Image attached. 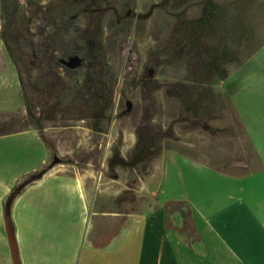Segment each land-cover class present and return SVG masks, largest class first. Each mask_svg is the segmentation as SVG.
I'll return each mask as SVG.
<instances>
[{"label":"crops","instance_id":"crops-1","mask_svg":"<svg viewBox=\"0 0 264 264\" xmlns=\"http://www.w3.org/2000/svg\"><path fill=\"white\" fill-rule=\"evenodd\" d=\"M256 31L264 34V29ZM261 52L264 40L249 59L235 64L233 73L218 77L214 86L202 85L228 108L212 115L209 107L205 128H187L186 139L177 134L170 148L150 162L132 189V211L97 208L128 190L130 177L122 171L131 168L126 155L137 141H119L115 157L116 141H84L76 131L80 127H73L74 134L59 129V137H48L51 128H44L42 139L23 119L21 107L22 118L11 123L12 132L0 130V140H13L6 147L0 141V264H13L6 203L13 190L43 169L10 206L20 264H264ZM168 163L172 173L183 165L192 181L202 177L207 184L191 182L186 197L180 192L166 197L177 195L164 188ZM210 179L220 184H208Z\"/></svg>","mask_w":264,"mask_h":264},{"label":"rangeland","instance_id":"rangeland-1","mask_svg":"<svg viewBox=\"0 0 264 264\" xmlns=\"http://www.w3.org/2000/svg\"><path fill=\"white\" fill-rule=\"evenodd\" d=\"M17 2V28L13 37L23 43L20 45L15 39L10 43L20 61L33 110L42 119V130L51 128L47 136L59 137V129L74 134L73 127H80L76 131L84 141H116L115 157L119 141H137L126 155L131 168L128 165L126 170L125 166L122 171L130 177L128 190L103 206L99 204L97 210L100 211L133 210L136 198L132 189L149 167V163L144 165L146 139L161 151L170 148L177 134L186 139V130L193 127L194 121L198 120L199 128L207 124L205 107L213 109L212 115L228 108V103L218 98L213 103L202 102L198 109L200 116L194 120L185 108L199 93L193 81L216 85L218 77L233 73L235 64L249 59L253 49L264 40V34L256 31L264 29V0ZM258 12L262 16L253 17ZM65 16L71 17L68 33L65 36L53 34ZM257 21H261L260 25ZM3 27L0 1V130L6 133L12 132L11 123L15 119L22 118L19 112L24 104L16 70L1 38ZM85 39L91 41L93 48L100 49L99 59H92V67L82 60V54H73L82 51ZM28 45L37 50L43 45L46 60L42 77L37 70L29 75V63L34 56ZM52 48L57 51L53 52ZM61 48L65 49V54ZM51 55L52 69L49 68ZM263 55L261 52L258 57ZM59 59H63L59 64L62 67L55 64ZM203 60L207 64L205 77H201L199 68L195 69ZM51 80L57 84L56 88L49 86ZM23 111L26 115L25 109ZM26 116L23 119L35 124ZM0 141L1 146L6 147V141L13 140ZM171 163L167 164L169 176L164 188L173 189L177 195L166 197L179 196V192L186 197L191 182L199 186L207 184L202 177L192 181L191 171L183 165H177L178 169L176 167L172 173ZM208 184L220 183L210 179ZM98 223L105 225L106 220L97 219Z\"/></svg>","mask_w":264,"mask_h":264},{"label":"trees","instance_id":"trees-1","mask_svg":"<svg viewBox=\"0 0 264 264\" xmlns=\"http://www.w3.org/2000/svg\"><path fill=\"white\" fill-rule=\"evenodd\" d=\"M1 1V12H2V18L4 20V27H3V31L1 33V38L3 41V44L5 46L6 52L8 54V57L10 58L15 70H16V74H17V79H18V83L20 86V92H21V96L23 99V104H24V109L26 111V115L27 117H29L35 124V128L36 130H38L40 137L43 139V135H42V127H41V121L42 119L40 117H37V114L34 112L33 107L31 105V100L28 97V94L26 92V88H25V81L23 79L22 76V72H21V66H20V61L19 59H17V57L15 56V53L13 51V48L11 47V41H13V39H15V37H13V32L14 30L17 28V21H15V17L16 14L18 13V2L17 0H0ZM71 21V17H64V19H62V21L57 25V27L54 29L53 34L59 36H65L66 33H68L69 30V24ZM12 33V35H11ZM16 43H23L22 40L18 39L16 40ZM31 42H29V44H31ZM85 46L82 49L81 52L77 51L76 53L73 52L74 55L77 54H82V60L83 61H87L88 62V67H92V59L96 58L99 59V54H100V49L99 48H93V46L91 45V41L89 39H85L84 41ZM21 45V44H20ZM30 46V49L32 50V54L34 56V60L29 63L30 65V73L33 70H37L38 74L41 75L42 77V72H43V67H44V61L46 60V56L45 51L43 49V45H41V49H36L35 46L33 45H28V47ZM20 50H23V48L21 46ZM53 52L57 51V49H53ZM62 52H64L65 54V49L61 48L60 49ZM76 51V50H74ZM36 53V54H35ZM37 53L40 55L38 56ZM71 58V57H70ZM53 56H50V60H49V68H53L54 66L51 65V62L53 61ZM60 60L62 61L63 59H59L55 61L56 66H60L62 67L60 64ZM81 61V60H80ZM24 67L28 68V65H23ZM30 81V80H29ZM194 84V89H196L199 93H197L196 97L194 96V99L190 101V103L188 105H186V109L189 110V112H191V114L193 115V117L195 118L194 120H196L197 118H199L200 115H198L199 113V106L202 102H209V103H213L214 99H216V95L210 94L208 95V89L204 88L202 85L203 83H201V81H193ZM49 86L51 88H56L57 84H55V82H53L52 80L49 81ZM199 85V86H198ZM37 86L39 87L40 85L37 84ZM201 86V87H200ZM199 89V90H198ZM180 92V90L178 91ZM204 108V107H203ZM204 109H206V112L204 114V116L209 117V110L207 109V107H205ZM198 120L193 122V126H198L199 127V123L197 122ZM201 125V124H200ZM206 124L201 125V129L205 128ZM147 143V147H146V153L144 155V165L147 166V163L150 164V162L161 153V148L158 147L156 148V146L151 142L148 141V139H146ZM45 172V169L41 170L39 173H36L34 175H32L31 177H29L25 183H23L22 185H20L17 189L13 190V192L10 195V199L13 200L20 192L21 190L33 183L34 181L38 180V176L39 174ZM22 186V188H20Z\"/></svg>","mask_w":264,"mask_h":264},{"label":"water","instance_id":"water-1","mask_svg":"<svg viewBox=\"0 0 264 264\" xmlns=\"http://www.w3.org/2000/svg\"><path fill=\"white\" fill-rule=\"evenodd\" d=\"M53 164H55V162ZM53 164L51 166H53ZM43 174H44V172L39 174L38 179ZM22 186H24V185H22ZM22 186L20 188H22ZM11 203H12V200L9 199L8 202L6 203V206H5V231H6L7 238H8V244H9V249H10V254L12 257L13 264H20V261L18 258L17 248H16L15 241H14L13 230H12V226H11V222H10V206H11Z\"/></svg>","mask_w":264,"mask_h":264},{"label":"flooded vegetation","instance_id":"flooded-vegetation-1","mask_svg":"<svg viewBox=\"0 0 264 264\" xmlns=\"http://www.w3.org/2000/svg\"><path fill=\"white\" fill-rule=\"evenodd\" d=\"M206 65H207L206 62H204V60H203L199 66H195V69L199 68L198 70H199V72H201V77L206 76Z\"/></svg>","mask_w":264,"mask_h":264}]
</instances>
